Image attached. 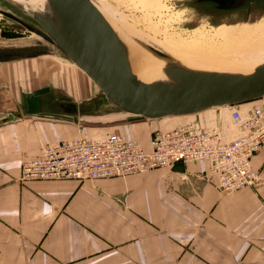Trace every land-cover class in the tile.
I'll use <instances>...</instances> for the list:
<instances>
[{
  "label": "crops",
  "instance_id": "obj_1",
  "mask_svg": "<svg viewBox=\"0 0 264 264\" xmlns=\"http://www.w3.org/2000/svg\"><path fill=\"white\" fill-rule=\"evenodd\" d=\"M213 109L118 131L148 151L153 133L185 125L236 138L230 110ZM39 116L0 125V264H264V149L252 159L258 186L227 195L206 178L205 161L125 178L23 181L22 164L44 146L101 137Z\"/></svg>",
  "mask_w": 264,
  "mask_h": 264
},
{
  "label": "water",
  "instance_id": "obj_2",
  "mask_svg": "<svg viewBox=\"0 0 264 264\" xmlns=\"http://www.w3.org/2000/svg\"><path fill=\"white\" fill-rule=\"evenodd\" d=\"M48 1L45 12L22 10L28 19L0 8V16L39 39L33 44L0 46V64L42 57L62 60L84 72L101 93L83 102L45 98L47 116L124 113L158 120L264 98V64L234 71L190 65L96 0ZM186 4L208 15H234L245 23L253 13L264 16V0H189ZM139 53L162 63L160 78L142 77L133 63Z\"/></svg>",
  "mask_w": 264,
  "mask_h": 264
},
{
  "label": "built area",
  "instance_id": "obj_3",
  "mask_svg": "<svg viewBox=\"0 0 264 264\" xmlns=\"http://www.w3.org/2000/svg\"><path fill=\"white\" fill-rule=\"evenodd\" d=\"M254 102L247 110L242 104L223 107L230 110L237 125L238 136L230 141L220 126L199 129L194 125L156 132L150 151L119 133L81 137L44 146L39 157L24 161L20 176L23 181H97L171 168L180 162L205 161L206 178L221 194L256 188L260 173L252 159L264 149V98Z\"/></svg>",
  "mask_w": 264,
  "mask_h": 264
},
{
  "label": "rangeland",
  "instance_id": "obj_4",
  "mask_svg": "<svg viewBox=\"0 0 264 264\" xmlns=\"http://www.w3.org/2000/svg\"><path fill=\"white\" fill-rule=\"evenodd\" d=\"M96 1L118 19L121 17L128 18L126 21L136 26L137 29H135L139 32L145 31L148 35L160 40L168 36L190 38L204 33L208 36L206 38L219 43L220 46L221 44L230 46L231 44L228 43L224 34L218 30L255 25L264 26V16H260V14L255 17L250 16L248 23H245L235 17H217L208 15L199 9L188 7L186 3L189 0ZM3 7L27 19L28 17L21 10H37L28 9L26 6L11 0H0V8ZM38 40L37 37L21 28L14 21L0 16V46L33 44ZM100 93V89L84 72L62 60L42 57L0 64V125H6L22 118L23 120L43 118L39 114L45 110L43 100L47 97L75 98L82 102L90 100ZM188 117L190 116L166 117L158 120L170 122ZM47 119H51V117ZM58 120L64 119L59 118ZM67 120L82 129L98 128L101 132L99 136L119 133L118 127L120 126L153 121L124 113L82 118L72 117Z\"/></svg>",
  "mask_w": 264,
  "mask_h": 264
},
{
  "label": "bare ground",
  "instance_id": "obj_5",
  "mask_svg": "<svg viewBox=\"0 0 264 264\" xmlns=\"http://www.w3.org/2000/svg\"><path fill=\"white\" fill-rule=\"evenodd\" d=\"M11 1L24 5L31 10H42L41 12H45L48 6H50L48 0ZM120 19L128 23L126 21L128 18L121 17ZM128 24L136 28V26L130 23ZM219 31L224 34L228 43L231 44L230 46L222 44L220 46L219 43L217 44L211 39L206 38L208 36L204 33L190 38L168 36L163 40L148 35L145 31L141 33L162 46L175 57L187 61L190 65L210 67L214 70L234 71L251 69L264 64L263 25L241 28L234 27L228 30H218V32ZM133 63L145 80L152 81L161 77L162 63L153 59L150 60L146 57L144 59L141 53L133 57Z\"/></svg>",
  "mask_w": 264,
  "mask_h": 264
},
{
  "label": "flooded vegetation",
  "instance_id": "obj_6",
  "mask_svg": "<svg viewBox=\"0 0 264 264\" xmlns=\"http://www.w3.org/2000/svg\"><path fill=\"white\" fill-rule=\"evenodd\" d=\"M227 16L230 17V18H234V17L237 18V16H234V15H225L224 18L227 17ZM251 16H252V15H251ZM253 16H254V17L257 16V13H256V14L253 13Z\"/></svg>",
  "mask_w": 264,
  "mask_h": 264
}]
</instances>
